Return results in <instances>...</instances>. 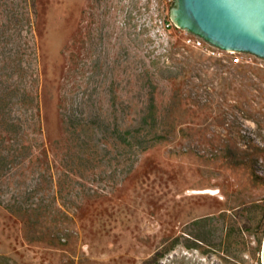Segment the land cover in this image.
<instances>
[{"label": "rangeland", "instance_id": "374dc122", "mask_svg": "<svg viewBox=\"0 0 264 264\" xmlns=\"http://www.w3.org/2000/svg\"><path fill=\"white\" fill-rule=\"evenodd\" d=\"M173 2L38 0L40 100L52 169L27 164L1 188L5 204L23 215L0 201V264H145L162 244L175 249L164 264L175 254L184 264H259L264 67L236 64L230 51L214 56L187 46L185 31L168 25ZM88 89L110 113L136 120L143 134L162 136L130 170L115 160L117 150L101 146L91 148L97 159L79 168L83 177L60 175L62 103L67 97L76 105ZM221 209L237 213L246 231L229 229L228 258L189 248L199 230L194 221ZM222 222L207 233L211 239L225 235Z\"/></svg>", "mask_w": 264, "mask_h": 264}, {"label": "trees", "instance_id": "16d2710c", "mask_svg": "<svg viewBox=\"0 0 264 264\" xmlns=\"http://www.w3.org/2000/svg\"><path fill=\"white\" fill-rule=\"evenodd\" d=\"M173 5L174 2L171 8ZM38 8V0H0V201L4 204L1 188L18 170L23 172L29 169L30 163H39L44 172H51L52 169L49 153L45 148L40 100L41 57L36 32ZM170 11L168 20H172ZM98 87L95 86L97 93ZM102 87V92H105L106 85L103 84ZM70 101L71 99L65 97L62 103L66 148L60 154L55 153L60 175L70 177L75 174L83 177L79 168L86 161L96 160L97 156L91 153L92 149L101 146L106 148L108 153L111 149L117 150L119 155L115 160H124L130 165V170L139 155L156 142V137L162 139L159 134L151 135L153 131L143 134L141 127H137L136 120L129 121L125 115L110 113L106 100L102 96L97 97L91 89L87 90L76 105L73 100ZM10 109L14 110V114L10 113ZM148 117L146 116L144 121L147 122ZM156 121V116H153V124ZM41 162H44V165ZM5 205L18 215H23L19 212L22 211L20 206L10 202ZM218 221H223L221 229L225 235L216 241L207 233L220 229L219 225H215ZM241 223L239 215L227 209L202 216L194 221L199 228L193 237L195 244L189 243L187 246L201 250L207 257H211L214 250L220 259L228 258L232 252V229L246 232ZM178 239L179 237H176L174 241ZM172 249L173 246L162 244L149 255L145 264H164V256ZM178 256L173 255L169 262L165 263L184 264ZM195 264L205 263L195 261ZM259 264H262L261 260Z\"/></svg>", "mask_w": 264, "mask_h": 264}, {"label": "water", "instance_id": "95a60500", "mask_svg": "<svg viewBox=\"0 0 264 264\" xmlns=\"http://www.w3.org/2000/svg\"><path fill=\"white\" fill-rule=\"evenodd\" d=\"M170 15L182 30L221 50L264 59V0H175Z\"/></svg>", "mask_w": 264, "mask_h": 264}, {"label": "built area", "instance_id": "2783aa9c", "mask_svg": "<svg viewBox=\"0 0 264 264\" xmlns=\"http://www.w3.org/2000/svg\"><path fill=\"white\" fill-rule=\"evenodd\" d=\"M168 25H176V23L171 20ZM179 27V26H178ZM181 29V28H180ZM185 31V30H184ZM184 43L187 46H192L197 48L198 50H201L202 52L209 54V55H218L222 51L215 45L209 43L206 41L204 38L197 36L196 34L190 33L185 31V36H184ZM234 55L233 57V62L236 64H242V63H249V65H257L260 67H264V59L260 58L254 54H251L249 52H236V51H230Z\"/></svg>", "mask_w": 264, "mask_h": 264}]
</instances>
